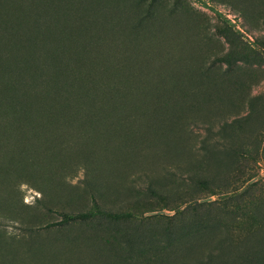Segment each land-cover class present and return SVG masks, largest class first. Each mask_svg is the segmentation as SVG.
<instances>
[{"label":"rangeland","instance_id":"rangeland-1","mask_svg":"<svg viewBox=\"0 0 264 264\" xmlns=\"http://www.w3.org/2000/svg\"><path fill=\"white\" fill-rule=\"evenodd\" d=\"M0 264H264V0H0Z\"/></svg>","mask_w":264,"mask_h":264},{"label":"trees","instance_id":"trees-1","mask_svg":"<svg viewBox=\"0 0 264 264\" xmlns=\"http://www.w3.org/2000/svg\"><path fill=\"white\" fill-rule=\"evenodd\" d=\"M58 214L61 216L60 220L47 223L43 227H41V229H48L56 226H62L75 219H82L89 217L88 214L86 213H58Z\"/></svg>","mask_w":264,"mask_h":264}]
</instances>
